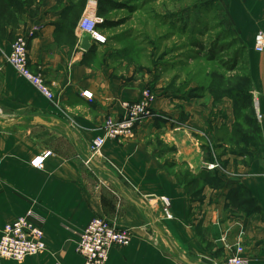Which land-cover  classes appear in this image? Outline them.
Returning a JSON list of instances; mask_svg holds the SVG:
<instances>
[{
    "label": "crops",
    "instance_id": "crops-1",
    "mask_svg": "<svg viewBox=\"0 0 264 264\" xmlns=\"http://www.w3.org/2000/svg\"><path fill=\"white\" fill-rule=\"evenodd\" d=\"M108 1L136 3L138 10L176 5L180 11V0ZM208 1L245 47L250 95L256 97L248 108H256L253 122L242 119L232 98L161 88L154 84L153 68L117 57L108 43L91 42L88 51L81 50L82 16L107 20L111 28L124 24L109 13L100 15L104 0L2 4L7 13L37 8L23 14L15 29L10 14H0V234L31 211L45 243L42 253L19 264H83L75 252L78 235L94 217L131 234L129 246L113 248L107 264H202V259L220 264L237 245L248 264H264V50H254L255 34H264V0ZM25 33H33L28 67L52 91L51 101L5 62L14 37ZM146 87L157 95L152 116L132 138L107 140L86 164L87 148L102 136L104 119L121 116V104L140 100ZM48 151L40 168L31 166ZM212 164L217 168L210 170ZM181 165L193 180L182 178ZM200 176L210 182L196 186ZM162 196L170 201L169 220L162 214Z\"/></svg>",
    "mask_w": 264,
    "mask_h": 264
},
{
    "label": "rangeland",
    "instance_id": "rangeland-1",
    "mask_svg": "<svg viewBox=\"0 0 264 264\" xmlns=\"http://www.w3.org/2000/svg\"><path fill=\"white\" fill-rule=\"evenodd\" d=\"M126 3L113 1L111 4H116L115 7H105V13L119 18V24L124 23L123 26L98 30L104 39L101 45L108 43L115 47L117 57L122 54L133 64L153 68L154 84L179 95L200 98L208 93L214 100L231 98L228 95L235 92L237 84L250 94L246 50L213 2L180 0V11L176 5L175 9L166 4L164 10L161 5H148L146 9L138 10L139 4L130 6ZM36 10L8 12L11 16L8 21L15 29L23 14L32 15ZM104 34H111L112 39L105 38ZM148 89L156 95L154 89ZM250 96L253 100L254 94ZM255 109L253 104V112ZM240 115L242 119L249 116L248 109L240 110ZM180 172L186 181L193 180L182 165ZM202 181L199 178L196 186Z\"/></svg>",
    "mask_w": 264,
    "mask_h": 264
},
{
    "label": "built area",
    "instance_id": "built-area-1",
    "mask_svg": "<svg viewBox=\"0 0 264 264\" xmlns=\"http://www.w3.org/2000/svg\"><path fill=\"white\" fill-rule=\"evenodd\" d=\"M101 20L89 15L82 16L77 24V30L87 36L89 42L101 44L103 37L99 33L97 25ZM33 33L20 34L11 44L9 54L5 62L14 71L32 85L45 99L53 100V93L45 84L43 79L33 74L28 67V40ZM254 50L262 53L264 50V34L257 32L254 36ZM85 98H90V94L84 92ZM157 95L146 87L140 100L136 102H123V114L121 116H109L103 121L101 130L102 136L96 137L87 148L86 164L92 162L93 158L100 154L107 140L123 142L134 136L137 127L147 118L152 116V104ZM254 102L256 97L254 95ZM51 154L50 151L42 156L31 160L30 164L34 168H40L44 159ZM217 165L209 166L210 170L216 169ZM162 203V214L164 219L172 218L170 211V201L167 197H160ZM43 231L40 220L31 211L19 216L4 225L0 234V264L3 261L20 263L26 258L35 256L45 250ZM131 234L129 231L117 228L114 224L101 217L92 218L85 228L78 235L75 252L79 255L83 264H107L109 252L113 248H123L129 246ZM244 249L241 245L235 247L234 253L220 264H248V260L243 257Z\"/></svg>",
    "mask_w": 264,
    "mask_h": 264
},
{
    "label": "trees",
    "instance_id": "trees-1",
    "mask_svg": "<svg viewBox=\"0 0 264 264\" xmlns=\"http://www.w3.org/2000/svg\"><path fill=\"white\" fill-rule=\"evenodd\" d=\"M10 1H13V0H10ZM5 2H6V0H0V11H1L0 14L1 15L7 14V10H1L2 4H5ZM85 2H86V0H82V4H85ZM103 5H104V7H106V5H107V6H109V8L116 6V4H111V2L108 0H104L102 6ZM118 7H119V5H118ZM13 11H10L9 13H12ZM17 11H18V9H17ZM98 12L100 13V15H102L101 13L106 12V8H101V9H99ZM73 16H74V12L66 13L67 19H72ZM112 25H113V23H111L107 20H104L102 23L97 25V28H98V30H101L104 28H111ZM248 83H250V86H251V81L249 78H248ZM235 89H236L235 92H233L231 95H228V96H230L232 99H234L235 104L239 107L240 110H247L251 105V96H250V94H248L249 92L247 93V91H245V89L243 87H238V84L236 85ZM245 117H246V119H245L246 122H248V121L253 122V120H255V114L252 110V107H251V110L249 111V116H245ZM199 178H201V181L203 180L202 182H205V181L210 182V179L208 177H204V176L197 177V179H199ZM211 183L213 184L214 187L219 185V182H218L217 178H215V177L211 178ZM235 200H236V195H235Z\"/></svg>",
    "mask_w": 264,
    "mask_h": 264
},
{
    "label": "water",
    "instance_id": "water-1",
    "mask_svg": "<svg viewBox=\"0 0 264 264\" xmlns=\"http://www.w3.org/2000/svg\"><path fill=\"white\" fill-rule=\"evenodd\" d=\"M91 45H90V42H89V39L87 36H83L82 39H81V44H80V49L83 50V51H88L90 49ZM37 121H40L39 119H37ZM187 264H190V262L188 261H185ZM202 264H212L210 261L208 260H205V259H202L200 261Z\"/></svg>",
    "mask_w": 264,
    "mask_h": 264
}]
</instances>
